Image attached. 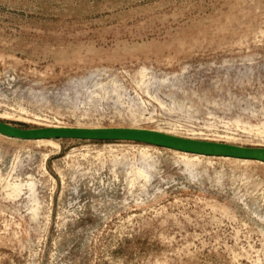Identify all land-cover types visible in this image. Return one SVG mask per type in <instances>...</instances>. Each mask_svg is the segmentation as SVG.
Masks as SVG:
<instances>
[{"label":"rangeland","instance_id":"rangeland-1","mask_svg":"<svg viewBox=\"0 0 264 264\" xmlns=\"http://www.w3.org/2000/svg\"><path fill=\"white\" fill-rule=\"evenodd\" d=\"M0 120L264 146V0H0ZM56 141L0 134V264H264V163Z\"/></svg>","mask_w":264,"mask_h":264},{"label":"water","instance_id":"water-1","mask_svg":"<svg viewBox=\"0 0 264 264\" xmlns=\"http://www.w3.org/2000/svg\"><path fill=\"white\" fill-rule=\"evenodd\" d=\"M0 134L22 140L66 138L136 141L205 156H227L264 162V146H246L219 140L180 136L159 129L143 127L68 125L19 127L0 120Z\"/></svg>","mask_w":264,"mask_h":264},{"label":"bare ground","instance_id":"bare-ground-1","mask_svg":"<svg viewBox=\"0 0 264 264\" xmlns=\"http://www.w3.org/2000/svg\"><path fill=\"white\" fill-rule=\"evenodd\" d=\"M121 3V1H120ZM148 5V4H147ZM144 6V5H143ZM104 9V8H103ZM147 11V10H146ZM95 15V13H94ZM115 42V41H114ZM53 126V125H52ZM159 130H162V129H159ZM163 131H166V132H169V133H172L171 131H168V130H163ZM175 134V133H173ZM178 135V134H177ZM183 136V135H182ZM191 137V136H190ZM194 137V136H192ZM10 138V137H9ZM29 141H33V142H36V143H44V144H50V145H54V146H57V141L56 139H53V138H43V139H35V140H29ZM145 146H154V145H150V144H144ZM157 147V146H156ZM168 149V148H167ZM177 154H180L181 157H186L188 155H192V156H195V157H199V156H205V155H200V154H195V153H188V152H183V151H178V150H173V149H169ZM205 157H219V158H224V159H232L234 161H238V162H241V163H249V162H257V163H264V162H261V161H258V160H249V159H241V158H232V157H227V156H205ZM188 158V157H186ZM200 158V157H199ZM190 159V158H189ZM193 159V158H192ZM210 159V158H209ZM208 159V160H209ZM17 190V189H16Z\"/></svg>","mask_w":264,"mask_h":264}]
</instances>
